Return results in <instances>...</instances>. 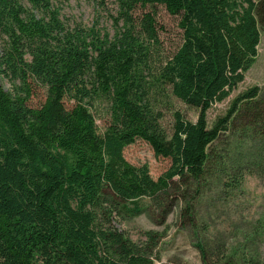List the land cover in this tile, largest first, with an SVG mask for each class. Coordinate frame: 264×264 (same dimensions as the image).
<instances>
[{
  "label": "trees",
  "instance_id": "obj_1",
  "mask_svg": "<svg viewBox=\"0 0 264 264\" xmlns=\"http://www.w3.org/2000/svg\"><path fill=\"white\" fill-rule=\"evenodd\" d=\"M119 4L123 27L110 40L66 25L51 0H0V77L11 84H0V264H154L159 234L132 242L111 224L113 213L139 215L142 198L183 185L191 218L188 189L196 199L211 181L234 188L249 168H264V84L207 121L257 55L264 0ZM153 6L178 17L180 30L179 45L158 65L163 27L145 10ZM33 83L45 88L35 107ZM170 97L196 109V120L172 109L167 131L162 110ZM97 100L108 108L102 133L91 112ZM227 135L248 145L243 166L219 152ZM138 139L171 161L156 179L123 156ZM261 220L254 237L264 233Z\"/></svg>",
  "mask_w": 264,
  "mask_h": 264
},
{
  "label": "rangeland",
  "instance_id": "obj_2",
  "mask_svg": "<svg viewBox=\"0 0 264 264\" xmlns=\"http://www.w3.org/2000/svg\"><path fill=\"white\" fill-rule=\"evenodd\" d=\"M51 2L54 8L59 9L61 20L70 27L79 25L92 29L100 36L106 35L110 40L123 27L119 0ZM145 10L153 11L158 24L163 27L159 32L161 45L153 52V61L158 65V62L174 52L180 43V30L177 26L179 19L170 15L162 6L146 7ZM140 11L137 9L135 15ZM0 84L5 90L11 89V84L5 77H0ZM263 84L264 35L261 34L252 65L231 94L223 101L213 103L209 108L208 124L224 114L237 94L252 86L262 87ZM44 99L45 88L33 83L29 104L35 107ZM168 103L164 106L167 109L162 110V125L167 131L170 130L172 109H179L190 121L196 120V109L186 106L174 97H170ZM71 104L68 99L65 101L67 107ZM107 109V104L101 100L94 102L91 108L99 133H102L108 124ZM221 139L217 146L219 152L224 153V160H239L243 166L246 162V152L242 153V158L239 157L241 152L248 148V145H244L245 140H236L229 135ZM123 156L135 166L147 165L150 176L154 179L171 164L170 159L156 156L150 145L140 139L126 146ZM184 189L183 185H179L154 200L142 198L140 203L143 211L139 215L120 216L113 213L111 224L135 243L145 242L147 231L159 234L153 250L154 264H264V233L254 237V230L260 229L259 224L264 218V168H249L243 182L234 188L225 186L222 182L211 181L202 187V192L196 199L192 195L195 194V189H188L192 198L191 218L186 217L183 212L187 204V199L184 200Z\"/></svg>",
  "mask_w": 264,
  "mask_h": 264
}]
</instances>
